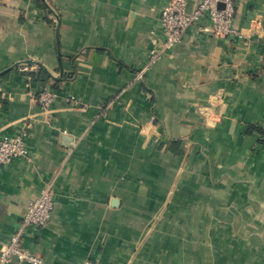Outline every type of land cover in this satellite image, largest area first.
I'll list each match as a JSON object with an SVG mask.
<instances>
[{"label":"crops","instance_id":"crops-1","mask_svg":"<svg viewBox=\"0 0 264 264\" xmlns=\"http://www.w3.org/2000/svg\"><path fill=\"white\" fill-rule=\"evenodd\" d=\"M166 1L0 0V249L49 186L46 264H264V0L150 63Z\"/></svg>","mask_w":264,"mask_h":264},{"label":"built area","instance_id":"built-area-1","mask_svg":"<svg viewBox=\"0 0 264 264\" xmlns=\"http://www.w3.org/2000/svg\"><path fill=\"white\" fill-rule=\"evenodd\" d=\"M234 0H198L194 10H188V0H167L163 5L158 26L162 35L161 48L153 50L150 63L155 62L165 51L179 44L186 30L203 22L201 30L221 38H238L242 33L233 25ZM55 95L49 90L42 92L38 101L41 106H48ZM15 158L28 159V149L22 137L5 138L0 141V166ZM54 207L51 188L45 187L39 196L30 203L23 221L8 243L0 249V264H9L16 258L20 264H44L41 259L22 246V237L26 230L45 225L50 219ZM80 264H95L85 261Z\"/></svg>","mask_w":264,"mask_h":264},{"label":"rangeland","instance_id":"rangeland-1","mask_svg":"<svg viewBox=\"0 0 264 264\" xmlns=\"http://www.w3.org/2000/svg\"><path fill=\"white\" fill-rule=\"evenodd\" d=\"M43 262V261H42ZM85 262V261H84ZM44 264H46L45 262H43Z\"/></svg>","mask_w":264,"mask_h":264},{"label":"water","instance_id":"water-1","mask_svg":"<svg viewBox=\"0 0 264 264\" xmlns=\"http://www.w3.org/2000/svg\"><path fill=\"white\" fill-rule=\"evenodd\" d=\"M14 260L16 261V258H14Z\"/></svg>","mask_w":264,"mask_h":264}]
</instances>
